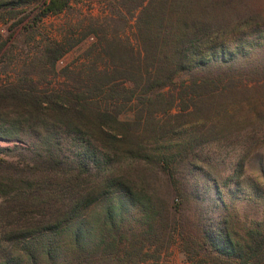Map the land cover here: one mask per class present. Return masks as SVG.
<instances>
[{
    "label": "trees",
    "instance_id": "obj_1",
    "mask_svg": "<svg viewBox=\"0 0 264 264\" xmlns=\"http://www.w3.org/2000/svg\"><path fill=\"white\" fill-rule=\"evenodd\" d=\"M72 1L0 0V22L37 2L35 27ZM203 2L118 0L98 19V42L83 60L59 74L72 45L51 40L0 84V134L20 142L0 147V172L8 176L0 179V264H145L155 256V196L117 168L104 170L110 157L160 165L174 178L175 165L201 141L196 131L179 142L174 136L205 122L212 103L196 89L229 85L233 75L224 72H264V22L225 21ZM124 10L135 19L136 44L110 29ZM186 73L199 80L178 84ZM162 114L173 121L161 124ZM258 189L264 197V183ZM226 209L200 239L185 240L190 264H264V216L247 224Z\"/></svg>",
    "mask_w": 264,
    "mask_h": 264
},
{
    "label": "rangeland",
    "instance_id": "obj_2",
    "mask_svg": "<svg viewBox=\"0 0 264 264\" xmlns=\"http://www.w3.org/2000/svg\"><path fill=\"white\" fill-rule=\"evenodd\" d=\"M204 1L206 3L199 6L208 5L209 10L219 13L225 21L235 20L237 15H247L246 19L250 18L248 21L251 23L264 22V0ZM117 2L73 0L66 12L44 18L35 27H30V20L36 12L37 2L17 7L18 13L14 17L6 15L0 22V84L14 72H19L24 61L36 58L42 46L51 40L63 42L67 47L72 45L57 63L59 74L67 65L83 60L98 42L96 32L101 27L98 19L116 10ZM0 10L4 11L3 8ZM124 12L121 17L115 14L117 17L110 29L136 44L135 19ZM258 58L264 64V52ZM224 73L233 75L227 77L229 85L225 86L226 81L213 85L214 88L219 86L215 92L212 87L196 89L203 95H211L212 103L205 122L192 127L184 124L186 127L183 129H187H181L183 131L174 136V142H179L188 132L196 131L201 137L187 157L175 165L174 178L160 165L126 155L110 157L108 167L104 168L107 171L117 168L121 173L132 176L153 192L159 205L161 247L145 264H190L184 249L185 240L200 239L204 229L222 220L227 206L247 224L264 216V197L258 189L264 183V72L245 74V71L236 70L232 74ZM198 80L196 74L186 73L177 78V83L192 85ZM175 92L183 93L180 89ZM173 113L182 115L186 110L175 107ZM159 118L161 124L173 121L172 117L163 114ZM19 143L16 138L0 134V147H15ZM65 146L70 148L69 152L75 150L72 141ZM22 152L30 153L15 150L14 154L21 157ZM0 179L8 180L5 171L0 172Z\"/></svg>",
    "mask_w": 264,
    "mask_h": 264
}]
</instances>
